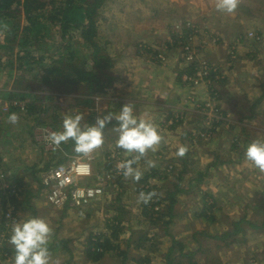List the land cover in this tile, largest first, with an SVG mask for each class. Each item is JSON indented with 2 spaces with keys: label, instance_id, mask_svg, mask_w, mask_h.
<instances>
[{
  "label": "crops",
  "instance_id": "0c3cea01",
  "mask_svg": "<svg viewBox=\"0 0 264 264\" xmlns=\"http://www.w3.org/2000/svg\"><path fill=\"white\" fill-rule=\"evenodd\" d=\"M162 1L165 8L161 7L158 10L159 13L162 12V15L155 13L152 8L149 13L150 19L145 21L150 30L144 31L143 34L138 31L135 38L128 37L122 41L119 39L117 43L110 42L113 48H117L118 44L124 42V49H113L114 51L106 52L107 57L112 61V73L101 80L100 86L103 89L99 91L103 93L102 98L95 97L92 93V96H89V91H94L89 89V86L86 89L80 87L82 94L75 95L71 104H68L74 108H80V114L83 116L81 127L89 126L91 116H94L96 122L98 117L118 113L123 104H131L138 118L149 121L158 128L162 137L160 144L155 151L149 150L140 157L138 164L133 165L142 173L140 179L134 180L123 176L121 185L118 184L120 190L110 189L111 198L114 197L113 193L116 194L114 203L117 206L103 201L97 202L93 205L107 206L106 209L102 211L94 209L90 214L88 211L84 212L90 207L80 206L74 201L68 202L62 209L52 205L41 174L54 162L51 163L52 155L59 149L54 145L50 147L42 138L39 130L42 127L49 128L41 119L38 120L37 125L39 126L33 127L32 122L35 120H31L29 115L20 112L16 114L17 122L12 124L8 120L10 112L3 110L0 112V128L3 130L0 138V151L4 167L8 171L6 184L15 191V194L7 199L5 183L2 184L0 181V230L3 226L2 213L7 203L14 207L17 221L30 217L47 220L52 228L49 244L50 264H76L79 256L72 257V247H67L66 243L74 237H88L93 231L101 233L97 236L106 237L113 242V252L115 249L122 250V246L127 248L118 252L116 256H108L106 252L94 262L85 256V258H80L82 263L108 264L111 259L123 257L122 261L127 264V251L133 243L132 240H121L124 238L122 236L130 232V227L132 230L136 229L141 221L146 220L144 209H148L149 206L151 210L155 204V210L160 211L156 214V218L162 223L159 227V224L157 226L152 224L148 228L149 230L154 229V236L155 229L158 232L154 246L164 245L169 248H166L167 250H164L160 256L157 254H148L150 258H144L145 255L142 254V257L134 256L128 264H154L156 260L158 264H168L167 255L172 246H175L173 257L183 256L182 258H185L184 255L187 252L190 253L191 250L188 246H201V243H205L204 241L208 239H222L230 234H236L237 241H225L221 246H249V243L244 244V238L253 235L250 233L252 227L256 228V234L261 237L262 246H264V172L254 167L245 156L247 145L254 141L264 142V20L262 19L264 14L260 13L264 9V0H258L259 2L238 0L235 12L227 14L226 17L216 10L215 0ZM187 24H192V27L199 28L201 31L196 35L197 38L193 44L198 49L200 59L212 64H222L221 61L228 54L227 42L235 43L236 39L240 40L237 53L239 60L237 61V58L228 60L232 64L227 76L213 81L211 85L203 83L201 87L190 88L183 82L186 65L181 61L177 47L171 48L166 53L168 60L163 64L157 62L148 53L139 50L141 44L162 48L165 43L159 44V42L164 39L166 41V38L173 34L181 36V33L187 30L185 29ZM116 25L112 20H108L106 23L108 34H113L115 30L119 31ZM255 26L259 27L260 32H255ZM173 27L181 28L182 31H175ZM157 32L160 34H156ZM250 32L256 33L260 40L254 41L249 37ZM170 39L168 38V41ZM57 55L58 52H54L51 57L45 56L41 62L38 59L36 61L44 63L48 60L51 66L60 59ZM21 72L19 70L17 73L21 77L20 82H24L28 87L32 84H42L43 77L40 74L34 79H29L21 76ZM41 89L36 92V97L39 95L43 97L46 94ZM12 91V83L7 88L0 85V92L9 94ZM29 92L32 93L35 90ZM211 94L218 96L217 102L222 106L226 118L211 132L212 141L203 144L200 138L201 131L204 129V121L201 119L202 114L197 110V106L203 105ZM21 100L31 101L26 97H22ZM32 100L41 102L36 98ZM35 103L38 102H34V105ZM88 106L91 109L85 114L83 108ZM96 107L101 108L99 114L95 112ZM164 117L167 118L164 119ZM107 124L103 130L104 143L96 148L91 163L93 181L103 172L115 168L106 152L117 149L118 122L113 119ZM51 131L56 132L53 129ZM195 136H199L198 143L194 139ZM70 141L58 147L64 149ZM180 146L187 149L183 156L176 155ZM72 151L75 152L74 147ZM123 153L127 155V160H131L130 155H139L134 152L123 151ZM166 162L175 165L174 177L150 179L152 181L149 188L157 187L151 198L153 201L148 200L146 203L148 206L139 204L136 209L138 201H142L140 193L148 194V191L143 189L142 182L147 175L154 178L160 174ZM236 186L240 190L237 189L235 193L238 197L235 198L237 203H234L232 197ZM182 199L189 200L188 203L192 207L184 209L180 205ZM130 205L135 206L134 216ZM240 205L242 206L240 219H246L243 230L233 227L232 223L235 221L231 222L233 213L238 212L236 208ZM127 207L130 208L129 212H127ZM192 208L203 211L197 214ZM213 208L215 209L212 210ZM206 210L210 214L205 213ZM124 215L128 216V221L123 219ZM141 218L143 220H140ZM219 224L223 228L226 227V233L223 235L213 232V226ZM146 225L149 224L146 222ZM189 230L192 236H189ZM234 230H236L235 233H233ZM110 231L111 235L108 234ZM117 233L118 236H114ZM150 236V233H147L145 238ZM87 244L86 242L85 245ZM176 246H182V248ZM137 250L138 248L135 249ZM148 251L153 250L148 249ZM159 251L156 250L157 253ZM14 258L15 252L11 244L0 248V264H14Z\"/></svg>",
  "mask_w": 264,
  "mask_h": 264
},
{
  "label": "rangeland",
  "instance_id": "374dc122",
  "mask_svg": "<svg viewBox=\"0 0 264 264\" xmlns=\"http://www.w3.org/2000/svg\"><path fill=\"white\" fill-rule=\"evenodd\" d=\"M24 1L25 0H20V5H13V7L9 12L0 13V85L4 86V88H7L11 83L13 84V91L10 92L9 94H7L6 92H0V112L1 110H3L4 112H10L9 114L11 113L18 114L20 112L24 115H29L31 117V120L33 121L35 120L34 122H32L33 127L36 126L38 124V120L41 119L42 122L45 121L46 126L50 130L53 129L56 132L62 129L63 119L65 115H75L76 113L80 114L81 112L80 108H74L73 106L68 104H71L70 102L74 100L75 95H80L82 93H79L80 88L78 86L77 87L75 85L70 86L69 84H67L66 83V81L68 80L67 78H64L65 80L62 79L63 85L61 86L60 85L61 83L57 82L58 80L57 76H54V74L48 75V73H45V70H47V68L50 67L49 61L46 60V62L44 63H38L36 59H38L41 62L43 60V57L45 56L51 57L52 55H54V52H58L57 56H59L60 58L59 60H66L68 61V63L69 61L70 63H72L73 60L71 59L72 56L71 54H74V57L76 59L83 60L84 58L88 57L89 55L91 56L93 53L96 52H101V51L108 52L109 50H113V49L115 50L124 49V45H123L124 42L118 44L117 48H113L110 42L115 41L117 43L119 39H121L122 41L128 37L135 38L136 33H138V31L140 32V34H143L144 31L150 30V28H147V25L145 24L147 22L145 21L150 19L151 15L149 13L151 9L154 8L155 13L162 15V12L159 13L158 10H160L161 7L165 8L164 2L162 0H103L102 5H100L99 8H97L96 13L98 15L95 16V20L97 24V32L99 35L94 37L92 40L87 41L84 37L85 30H87L90 26L89 18L88 16H86L87 7L92 6L94 0H72L73 2L71 4H66L65 0H41L42 2L45 3V7L39 11H34L32 13L33 18L37 22H39V25L37 27L33 26L32 23L27 19V16L24 11L25 9ZM253 1L259 2L258 0H253ZM67 7H70L72 9V12L66 18L64 17V15L60 16L61 14L59 13V9L60 8L65 9ZM260 13L264 14V9H262ZM223 14L224 17L227 16V14L225 13ZM56 15L60 16L61 20L56 22L51 20V18L55 17ZM262 19L264 20V18ZM108 20L109 21L112 20V22H115L120 32L115 30L113 34L112 33L108 34L106 29V23L108 22ZM66 22L69 25H68L67 33L64 34L62 24H65ZM173 29L175 31L177 30L182 31V29L178 27L177 29L173 27ZM256 31L260 32L259 27L255 28V32ZM156 34L159 35L160 33L157 32ZM168 38L171 37H167L166 41L164 39L161 42H159V44L162 43L166 44ZM226 44L228 45L233 44V41L229 43L227 42ZM141 46H146V45L141 44L139 47L140 51H144V49L141 48ZM150 47L152 46H149L148 48ZM163 48H161L160 46H154V50L163 51ZM169 51H165V52H169ZM227 52L228 54H226L225 58L221 61L222 64H216L219 70H222L220 72L224 73V77L227 76L231 65V63L228 61L229 59H231L230 58L231 54L229 51ZM146 53H148L153 59L155 60L158 59L157 55H155L153 51L150 53L149 52ZM160 54L161 53H159L158 55ZM40 56H42V58ZM238 60L239 57H237V61ZM89 63L90 61L89 59H87V61L82 62L80 66L82 67L83 65L85 67H88ZM52 65L58 66L59 61L57 63H52ZM19 70L22 71L20 73L21 76H25L29 79H34V77H37L38 74H40V76L42 77H46L48 75L50 76L52 82H47L45 84L42 83L41 85L32 84L28 87L26 84H24V82H20L21 77L17 75V73H19ZM29 70L32 71L30 72ZM36 70L38 71L37 74H36ZM71 78L72 77H70V79ZM198 87H201V84ZM39 89L43 90V92L46 93V94L44 93L45 95L43 97H41L42 95L36 97L37 95L36 92H38ZM25 90L26 92H24ZM28 90L29 91L35 90V92L31 93ZM88 94L89 96H92L90 93ZM102 94L103 93L100 92L99 94H96L95 97L102 98ZM22 97H26L31 101L29 102L22 101L21 100ZM34 98L41 100V102L38 100L33 101L32 99ZM51 99H55V100H51ZM217 100H218V96H214L213 94H211L210 98L206 100L204 104L206 105L208 101H213L212 104L214 103L216 104L215 108L218 107L220 111V117H221V119L219 120V125H220L222 121L224 122V118L226 117L223 114L222 106L217 102ZM36 101L38 103L37 104L35 103L36 105H34V102ZM14 102L17 103L23 102L25 104L24 105L25 109H21L20 111L16 110V108H13V110L11 111L4 110V108L7 105H10L11 103ZM31 107H33V110L30 112L29 109ZM90 109H91L90 106H88L87 108H83V112L85 114L89 113L87 112V110L90 111ZM100 111L101 108L98 109L96 107L95 112L99 114ZM202 115H201V119L203 120L204 115L203 117ZM166 118L167 117H164V119ZM12 129L15 130L14 127H12ZM195 129L198 130L196 127ZM2 131L3 130L0 128V138H1V133H3ZM198 137L199 136H195L194 138L197 143L199 142ZM200 141H202L203 144H208L212 140L210 138H206V136H201ZM52 156H53V160H51V163L52 161H54L52 163L54 165L59 163L60 160L62 159L61 153L58 154V152H56ZM113 164L115 165V163ZM165 166H168L167 162L165 163V165H163V167ZM163 167L162 169H164ZM175 173H176V168L173 167V172L169 174L168 178H173ZM90 182H94V181L91 179ZM237 189L238 191L240 190L236 186L233 191L234 193L232 199L234 203H237V200L235 199L238 197V195L235 194L237 192ZM33 190H35V188H33ZM113 196L114 197L112 198L108 197L103 202L116 205V203H114L116 194L113 193ZM152 201L153 200H151L150 202ZM188 202L189 200L182 199L180 205H182L184 209L188 207H192L191 205H189ZM258 202L259 201H257V203ZM139 204H144L145 206H148L142 200V201H138L136 205V209L138 208ZM87 207L90 208L84 212L88 211L90 214H92L94 209L102 211L103 209H106L107 206H101L100 204H97L95 206L90 205ZM130 208L133 214L135 206L132 207L130 205ZM130 208L127 207V212H129ZM215 208H213L212 210H214ZM192 210L196 211L197 214L202 213L203 211L201 209L197 211L195 208H192ZM236 210H238V212L233 213L231 222L235 221L232 223L234 225L233 227L243 230V227L246 224V219H240L241 218L240 210H242V206L241 205L238 206ZM164 211L166 212V208ZM154 213H156V210L154 211ZM154 213H150V215H146L145 216L146 220L141 221L136 229L132 230L131 227L129 226L130 232L129 233L126 232L122 236L124 238L121 240L123 241H126L127 239L132 240L133 243L131 248L128 249L127 251L128 253V260L126 262L127 264L130 260H133L134 256L142 257L141 254L145 255L143 256L144 258H150L148 254H157L158 256H160V254L163 253L164 250L165 251L167 250L166 248H169V246H164V245L154 246L155 243L154 241H157L156 233L158 234V232L155 229V236H154V229L149 230L148 227H150L152 224H156V226L159 224L158 225L159 227L162 223L159 219L157 220L156 218L157 215ZM205 213L210 214L208 210H206ZM217 213H219V211ZM127 217H128L127 215H124L123 219L128 221ZM140 220H143V218H141ZM146 222L149 225H146ZM225 230L226 227L223 228L221 224L217 226L215 225L213 226L214 234L221 233L220 235H223L226 233ZM255 230L256 228L252 227L250 233H253V235L252 236L250 235L249 238L248 237L244 238V244L249 243L250 244L249 246H221L222 244L224 245L225 241H230V240L237 241L236 234L235 235L230 234L225 238L223 237L222 239L221 238L219 239L216 238V240L208 239L204 241L205 243H201V246H188L189 249H191L190 252H193L194 254L193 264H264V246H262L261 237L258 234H256ZM94 232L95 231H93V233H91L88 237L87 236H83V237L78 236L76 238L74 237L72 239H69V241L66 243L67 247L70 246L72 247V257H77V255L79 256V260L78 262H76V264H84L82 263V261H80L81 260L80 258H85L86 256V250L88 249V246L85 245L86 242L89 243V240H93L97 238V235H101V233H98V231H96L95 233ZM114 232H116V230ZM147 233H150L151 236L145 238ZM108 234L111 235L112 234L111 231ZM189 236H192V233H190ZM150 239H153V241H149ZM103 241L104 239H102V242ZM122 247H123L122 250H126L127 248L126 246H122ZM137 248L138 250L135 251V249ZM148 249L153 251H148ZM122 250L115 249V251L114 252L112 251V253H109L108 251L106 252H108V256L109 255L116 256L118 252ZM156 250H160V251L157 253ZM116 259L117 257L115 259H111L110 261L107 260L108 264H124V262L122 261L123 257H118L117 261ZM183 260L185 261V263H188L187 258H183ZM154 264H158L157 260L155 261Z\"/></svg>",
  "mask_w": 264,
  "mask_h": 264
},
{
  "label": "built area",
  "instance_id": "2783aa9c",
  "mask_svg": "<svg viewBox=\"0 0 264 264\" xmlns=\"http://www.w3.org/2000/svg\"><path fill=\"white\" fill-rule=\"evenodd\" d=\"M191 32L186 33L185 31L181 33L180 42H178L177 49L181 55V61L186 66H190L194 63H197L196 71L194 74L186 72L183 75V82L185 85H188L190 88H195L200 86V84H212L213 81H218L219 79L224 78V73L220 72L216 64H212L210 62H206L200 59L198 49L193 44V41L197 38L201 31L199 28L186 26L185 29H190ZM200 31V32H199ZM249 37H251L254 41H259L260 37L254 33L250 32ZM164 46V48H163ZM162 46L163 51L161 50H153L158 53L156 61L159 63H166L167 62V55L165 51H169V48L164 44ZM240 46V40L236 39L235 43L228 45V51L231 54V60H235L237 58L238 49ZM146 52V51H144ZM164 52V53H163ZM150 53V52H149ZM161 53L160 55H158ZM234 62V61H233ZM231 63V62H230ZM232 64V63H231ZM213 100V99H212ZM213 101H208L205 105L197 106V110L204 115V129L201 131V136H206V138L211 137V132L219 125L220 111L216 107V104H212ZM24 103L22 102H14L10 105H7L4 110L11 111L13 108L16 110L25 109ZM41 131V136L45 139V142L52 147L53 145L46 139V137L52 133L50 129L45 127L39 128ZM59 150H63L61 147H56ZM94 149L92 152L88 154H80V153H68L63 151L61 153L62 159L57 164H52L49 168L42 172V182L45 188L48 191V198L52 205L56 208H64L68 202L74 201L80 206H90L97 202H102L108 197H111L109 192L111 188L120 190L117 184V179L123 177L122 170L117 169V165L121 162L127 160V155H122L121 151L124 150L117 148L111 151L109 155V159L115 163V168L111 171L103 172L101 175H98L93 183H89L93 176V168H92V161L94 157ZM132 155H130L131 157ZM138 155L134 156L137 157ZM129 157V158H130ZM133 158V159H134ZM139 160L136 162L139 163ZM81 167H87V172H81L79 169ZM8 180V171L4 167V163L2 161V156L0 153V181L2 184L5 183V190L7 191V199H9L14 192V188H11L6 184ZM149 188V187H145ZM11 193H10V191ZM82 193V195H81ZM91 193V195H89ZM17 216L15 214L14 207L7 203L5 211L2 213L3 219V226L0 230V248H5L6 245L9 243V237L11 235V229L13 224L17 221ZM97 241L96 238L93 239ZM102 242V239L100 240ZM103 250L100 249L98 252H102Z\"/></svg>",
  "mask_w": 264,
  "mask_h": 264
},
{
  "label": "clouds",
  "instance_id": "9594fccd",
  "mask_svg": "<svg viewBox=\"0 0 264 264\" xmlns=\"http://www.w3.org/2000/svg\"><path fill=\"white\" fill-rule=\"evenodd\" d=\"M215 7L219 12L232 14L238 7V0H215ZM82 119V114L65 115L62 124L63 130L50 133L46 139L56 147L72 140L74 141V151L76 153L88 154L103 145V130L107 123L115 119L118 122L116 147L126 153L139 154L132 160L118 164L117 169L122 170L125 177L139 180L142 173L133 165L149 150L155 151L160 144L162 137L157 126L138 118L131 104H123L118 113H109L103 117H98L95 124L83 128L81 127ZM8 120L10 123L15 124L18 116L11 113ZM186 150L185 147L180 146L176 155L183 156ZM245 156L254 167L264 172V142L254 141L247 145ZM79 171L87 172L88 169L87 167H81ZM152 195L154 193H148L147 195L140 193V198L147 203ZM51 234V225L43 218L30 217L15 222L9 237V243L13 246L15 252L14 264H50L49 244Z\"/></svg>",
  "mask_w": 264,
  "mask_h": 264
},
{
  "label": "trees",
  "instance_id": "16d2710c",
  "mask_svg": "<svg viewBox=\"0 0 264 264\" xmlns=\"http://www.w3.org/2000/svg\"><path fill=\"white\" fill-rule=\"evenodd\" d=\"M73 1L72 0H65L66 4H71ZM103 0H94V3L92 6H88L87 7V14L86 16H88L89 18V22H90V26L87 30H85L84 32V37L87 41L92 40L94 37L98 36V32H97V24H96V20H95V16H97L98 14L97 12V8H99L100 5H102ZM13 5H20V0H0V13H6L9 12L11 10V8L13 7ZM24 5H25V14L27 16L28 21H30L32 23L33 26L37 27L39 25V22H37L34 18H33V12L34 11H39L42 8L45 7V3L42 2L41 0H25L24 1ZM72 12V9L70 7H67L65 9H59V13L61 14L60 16L64 15V17L66 18L70 13ZM7 15V14H5ZM60 16H55L52 17L51 20L53 21H59ZM68 25L67 22L65 24H62V28L64 31V34L67 33L68 31ZM192 24H187V26H191ZM186 33L191 32V28L185 30ZM180 40L179 36H176L175 34H173L171 36V39L169 41L166 42V46L171 49L174 47H177L178 42ZM26 42V40H25ZM149 46H141V48L144 49V51L146 52H152L154 50V47H150ZM142 51V52H144ZM158 52L155 51V55ZM71 59L73 60L72 63H68V61L66 60H58L59 61V65L58 66H50L49 68H47V70H45V73H48V75H52L54 74V76L58 77L57 82L61 83L60 85L62 86V79L65 80L64 78H67L68 80L66 81L67 84H69L70 86L75 85L76 87L78 86L79 88H88L89 89H93L94 91L90 90L89 93L94 96L96 94H99L102 91H99L101 89H103L102 86H100L101 84V80L111 74L112 72V61L109 57H107V54L105 51H101V52H96L95 54H93V56H89L87 59H89L90 61V65L88 67L85 66H80V64L84 61H87V59L85 60H79L76 59L74 57V54H71ZM69 60V59H68ZM78 60V61H76ZM74 62V63H73ZM72 64V65H71ZM197 63H194L190 66H186L185 72H189L194 74V72L196 71V66ZM58 67V68H57ZM94 70L96 72H94ZM30 71V70H29ZM32 71V70H31ZM30 71V72H31ZM65 72V75H64ZM46 76L43 77V79L41 80V83L45 84L47 82H52L50 76ZM70 77H72L70 79ZM36 80V79H35ZM74 86V87H75ZM80 93V92H79ZM33 110V107H31L29 109V111L31 112ZM95 124V118L94 116L89 117V125H93ZM109 125V124H107ZM84 126H82L83 128ZM74 147V141H70V144L65 146L63 150H58V153H62L63 151H66L68 153H72V148ZM1 153V151H0ZM108 154V156L111 154V151L108 150V152H106ZM122 155H124V153L121 151ZM134 158V155H132L130 157V159L132 160ZM173 165L172 164H168V166L163 167L164 169H161V173L157 174L154 178H152L151 175H147L145 180L142 182L143 185V189L145 191H148L147 193H154L155 187H151V188H145V187H150V179L155 180V178L157 180L159 179H166L167 177H169V174L173 172ZM117 184L120 183L121 185V178L117 179ZM159 203V202H158ZM155 206L156 204L153 206V208L150 210V208H146L144 209V214L145 215H150V213H154L155 211ZM160 212V211H159ZM158 211H156L157 214L159 213ZM236 230L233 231V233H235ZM114 236H118L117 234H114ZM104 239L103 242H101L100 240ZM97 241L94 240H89V243L87 244L88 249L86 250V256L88 259H90V261H98L100 259L101 256H103L105 254L106 251L111 252L114 248L113 246V242L108 239V238H104L102 236H97L96 238ZM175 246H172V248L170 249V252L167 255L168 258V264H193L194 261V254L193 252H187L184 257L188 259V263H185L184 261H182V257H173V252H174V248ZM176 247H181L182 246H176ZM100 249H102V252H98ZM179 260V261H178Z\"/></svg>",
  "mask_w": 264,
  "mask_h": 264
}]
</instances>
